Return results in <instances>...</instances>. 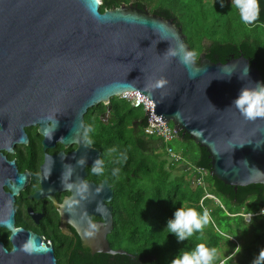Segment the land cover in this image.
<instances>
[{"label": "water", "instance_id": "water-1", "mask_svg": "<svg viewBox=\"0 0 264 264\" xmlns=\"http://www.w3.org/2000/svg\"><path fill=\"white\" fill-rule=\"evenodd\" d=\"M90 3L0 0V145L9 151L14 141L26 143L25 128L33 125L44 149L55 143L75 145L68 153L46 156L36 195L54 201L50 188L69 191L59 213L83 245L92 254L132 256L111 248L107 239L113 227V189L106 179L99 184L85 179V167L101 161L100 150L82 137L88 109L125 91L147 96L153 107L145 110L144 126L169 121L176 135L188 134L207 150L209 174L236 190L264 182V119L248 121L232 107L243 87L263 81L242 54L214 62L201 51L189 66L166 55L181 45L190 50L181 26L170 18L132 2L103 11L95 6L93 13ZM160 79L167 83L154 87ZM1 170L0 177L11 173L14 193L26 183V172L18 173L13 161ZM83 184L87 191L82 193ZM13 220L12 209L0 219L12 242L8 249L0 241V264H57L52 245L15 228ZM89 222L96 226L91 237L85 235ZM29 238L35 243L31 254L22 250Z\"/></svg>", "mask_w": 264, "mask_h": 264}, {"label": "trees", "instance_id": "trees-1", "mask_svg": "<svg viewBox=\"0 0 264 264\" xmlns=\"http://www.w3.org/2000/svg\"><path fill=\"white\" fill-rule=\"evenodd\" d=\"M129 2L181 26L190 50H193L194 39L197 42H202V38L208 40L209 43H202L201 51L211 61L225 62L244 55L254 63L264 84V40L256 32V26H264V0H259L258 18L248 24L242 22L232 0H102L99 10ZM137 109L113 96L109 103H98L88 109L82 130L86 142L85 130L91 129L87 139L100 150L103 174L90 173L96 181L107 179L113 189L109 202L113 227L107 239L113 249H124L132 256L91 254L79 245L74 249L69 245L72 251L66 261L69 264H172L173 259L183 253L204 245L218 251L223 246L227 248L226 256H219L217 263L222 260L221 264H253L264 249V182L237 186L234 190L233 186L209 174L207 150L194 143L188 134L178 132L177 137L189 143V162L196 171L202 172L199 175L206 176L203 187L199 188L194 178L181 173L180 169L185 170L188 165H181L179 169L176 166L183 162V156L182 160L173 162L165 153V142L144 132L145 117L136 116L132 120ZM105 110L109 117L104 122L98 115ZM158 149H163L165 155L158 154ZM116 168L120 169L118 176L113 175ZM176 169L179 174H173ZM206 194L213 195L225 208L215 199L205 197ZM182 207L194 208L201 214L207 212L217 230L211 224L216 231L207 227V235H202L203 228L191 238L178 241L165 228L176 209ZM244 214L252 216L247 221ZM261 216L262 220L256 222ZM221 218L227 225L222 231L217 226ZM244 239L251 240L252 244L244 245ZM257 264L264 261L258 259Z\"/></svg>", "mask_w": 264, "mask_h": 264}, {"label": "flooded vegetation", "instance_id": "flooded-vegetation-1", "mask_svg": "<svg viewBox=\"0 0 264 264\" xmlns=\"http://www.w3.org/2000/svg\"><path fill=\"white\" fill-rule=\"evenodd\" d=\"M25 131L28 136L26 143L14 141L9 151L6 144L0 145V155L4 156V160H0V171H3L2 167H7L8 161H13L17 172H26L27 175L26 183L16 193L9 187L14 183L11 173L5 171L0 177V207L4 208L0 211V219H5L8 211L12 209L15 228L20 227L24 231H31L40 238L42 236L41 240L52 245L57 264H69L66 260L76 245L91 253V250L83 245L74 228L65 223L60 216L58 205L70 193L67 190L58 191L52 187L50 193L53 195L54 201L44 194L36 195V193L42 187L41 166L46 156L54 157L60 150L68 153L75 148V145L64 147L60 143H55L53 147L44 149L42 136L37 133L36 125L26 127ZM85 168L87 171L86 180L96 184L103 180L96 181L90 173L92 171L90 165ZM0 241L8 249L12 247L10 230L0 227ZM69 245L72 249H69Z\"/></svg>", "mask_w": 264, "mask_h": 264}, {"label": "clouds", "instance_id": "clouds-1", "mask_svg": "<svg viewBox=\"0 0 264 264\" xmlns=\"http://www.w3.org/2000/svg\"><path fill=\"white\" fill-rule=\"evenodd\" d=\"M101 3L102 0H91V3L89 4L90 10L95 13L97 11L95 6L101 5ZM232 4L239 10L242 22L248 24L254 22L258 18L259 0H232ZM166 55L176 57L182 64L189 66L196 62L199 53L195 50H185L181 45L177 49H169ZM166 83V80L160 79L155 83L154 87L160 88ZM120 95L116 97L120 98ZM232 107L239 111V113L248 121L264 119V84L256 83L243 87L238 97L233 101ZM168 123L171 124L169 121ZM89 131H91V129L85 130V137L86 142L90 145L92 141L91 139H87V133ZM112 151L115 152L116 149H112ZM78 163L83 164L84 161L81 160L78 161ZM117 163H120V161L117 160ZM101 165L102 162L99 159L95 160L91 169L92 172L97 175L103 174V168ZM119 172L120 169L116 168L113 170V175L118 176ZM80 191L82 193L86 192L87 185L83 184ZM210 196L216 200L217 204H219V200L213 195ZM69 207H71V205H69ZM209 219L210 217L207 212L201 214L194 208L182 207L176 209L173 213V218L167 221L165 229L168 234L171 233L175 235L178 241H185L191 238L196 232H201L209 223ZM95 231L96 226L89 222V230L85 232V235L91 237L95 235ZM22 250L29 254L35 250V243L32 238H29L22 245ZM218 259L219 253L216 248H208L204 245H199L194 251L185 252L181 257L173 259L172 264H217ZM258 259L264 261V249L260 250L258 257L254 259L253 264H257Z\"/></svg>", "mask_w": 264, "mask_h": 264}, {"label": "rangeland", "instance_id": "rangeland-1", "mask_svg": "<svg viewBox=\"0 0 264 264\" xmlns=\"http://www.w3.org/2000/svg\"><path fill=\"white\" fill-rule=\"evenodd\" d=\"M256 30H257L256 32L259 33V35L261 36V38L264 40V26L258 25V26H256ZM202 43L203 44L209 43V41L206 40L205 38H202V42H197V40L194 39V42L192 43V46L194 45L193 50H195L198 53H200ZM135 114L136 115L132 117V120L134 118H137L136 116H143V110L142 109H137V111H136ZM98 117L102 121L105 122V120L108 119V117H109L108 110H105L103 112V114H99ZM170 145L172 146V148H173L174 151H176L177 153H179L180 155L183 156V162L176 164V166H178V169H179V167H182L181 165H188V168H186V166H184L186 168L185 170L184 169H180L181 170V173H184L185 172V174L189 178H194L195 179V182H194L195 185H197L199 188L200 187H203L202 186L203 179H204V177L206 178V176L199 175V174H202V172L196 171L195 166L189 162L188 158H189V156L191 154V150L189 148V143H187L186 141H182L179 137H176L174 140H172L170 142ZM157 153L158 154L159 153L160 154H163V156L165 155L163 149H161V150L158 149ZM178 169L173 170V174H179L180 172L178 171ZM205 197L211 198V196L208 195V194H206ZM211 205L212 206H215L214 203H212ZM211 205H209V206H211ZM220 206L223 207V208H225L223 206V204H220ZM260 220H262V216L259 217V220L256 221V222H259ZM215 222H216V220H215ZM211 224L215 227L214 220L210 217L209 223L204 227V230L202 232V235H207L206 229H205L207 227L209 228V230H211L212 228H213L214 231L217 230V228L215 227L216 228V230H215V228ZM217 226H218V228H219L220 231L226 229V227H227L226 222L222 218L219 219V222H217ZM241 241H242V239H240V242ZM243 242H244L243 243L244 245L252 244L251 240H249V239H244ZM220 243H222V242H220ZM226 252H227V248H225L224 246L221 249H219V251H218L219 256L220 257H223V258L226 256ZM221 263H222V260H219L217 264H221Z\"/></svg>", "mask_w": 264, "mask_h": 264}, {"label": "built area", "instance_id": "built-area-1", "mask_svg": "<svg viewBox=\"0 0 264 264\" xmlns=\"http://www.w3.org/2000/svg\"><path fill=\"white\" fill-rule=\"evenodd\" d=\"M120 98L129 102L132 107L139 108L143 110V116L145 115V110L147 106L149 108L153 107V104L150 100H146L147 96L143 97L137 93L125 91L120 95ZM161 126L155 125L153 123H147L144 126V132L148 135L161 138L165 142V153L167 157L173 162H178L182 159V156L173 150L170 142L174 140L177 135L174 133V129L168 121L161 122Z\"/></svg>", "mask_w": 264, "mask_h": 264}, {"label": "bare ground", "instance_id": "bare-ground-1", "mask_svg": "<svg viewBox=\"0 0 264 264\" xmlns=\"http://www.w3.org/2000/svg\"><path fill=\"white\" fill-rule=\"evenodd\" d=\"M243 216L248 221L250 219V217L252 216V214H244Z\"/></svg>", "mask_w": 264, "mask_h": 264}]
</instances>
